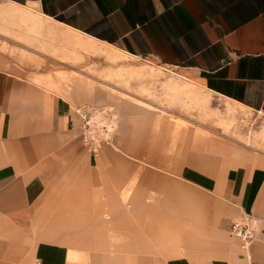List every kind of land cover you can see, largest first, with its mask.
Segmentation results:
<instances>
[{"label": "crops", "instance_id": "obj_1", "mask_svg": "<svg viewBox=\"0 0 264 264\" xmlns=\"http://www.w3.org/2000/svg\"><path fill=\"white\" fill-rule=\"evenodd\" d=\"M6 1L30 17L46 16L130 57L168 66L224 100L264 115V0ZM25 89V83L0 70V264H68L70 244L80 241L88 245L89 263L264 264L260 167L229 168L221 179L189 166L178 170L177 178L186 183L167 180L171 206L178 211L180 193L172 184L186 187L193 196L181 195L198 202L197 218L190 225L167 224L168 233L152 232L147 239L149 220L131 229L127 221L119 228L112 218L127 211L130 219L131 202L116 210L115 184L124 187L130 179L125 169L136 164L128 159L99 163L73 135L75 115L59 98L44 96L54 93L72 105L67 94L46 87L41 98H25ZM116 165L123 167L121 176L108 173ZM129 194L122 192L121 201ZM247 207L259 216L248 259L241 246L236 253L214 239L223 216ZM136 230L138 238L132 239Z\"/></svg>", "mask_w": 264, "mask_h": 264}, {"label": "rangeland", "instance_id": "obj_2", "mask_svg": "<svg viewBox=\"0 0 264 264\" xmlns=\"http://www.w3.org/2000/svg\"><path fill=\"white\" fill-rule=\"evenodd\" d=\"M90 38L46 16L30 17L0 0V70L25 83V98H41L43 88L48 87L67 94L72 105L54 93L44 92V96L59 98L73 115L82 105L102 106L109 111V119H102L97 129L101 138L99 127L110 125L108 139L99 140L93 157L99 163L128 159L137 165L125 169L130 179L124 187L115 184L116 210L118 205L126 208L132 203L130 219L127 211L112 217L119 228L127 221L131 229H138V223L149 220L148 239L152 232L168 233L167 224L190 225L196 220L199 204L182 196H193L186 187L172 184L180 193L178 211L171 206V184L167 180L186 183L177 175L187 166L217 179L237 166H258L264 172L263 114L224 100L168 66L130 57ZM75 118L73 135L88 152L90 148L84 145ZM107 169L115 177L123 174L121 166ZM127 191L131 198L122 202L120 195ZM246 212L259 220L249 207ZM240 213L223 216L219 235L214 237L221 248L236 253L241 249L238 238L231 234L230 223ZM131 233L132 239L138 238L137 230ZM80 243L76 247L70 244L68 264H97L87 262L88 245Z\"/></svg>", "mask_w": 264, "mask_h": 264}, {"label": "built area", "instance_id": "obj_3", "mask_svg": "<svg viewBox=\"0 0 264 264\" xmlns=\"http://www.w3.org/2000/svg\"><path fill=\"white\" fill-rule=\"evenodd\" d=\"M74 113L78 118L84 145L89 146L90 151L95 153L99 140L108 139L110 125L107 126L105 123L99 127L102 134L101 138L97 129L102 119H109V111L102 106L82 105L76 108ZM230 230L231 234L240 241L244 256L248 259L247 250L249 245L259 232L257 219L251 213L242 211L239 218L231 221Z\"/></svg>", "mask_w": 264, "mask_h": 264}, {"label": "bare ground", "instance_id": "obj_4", "mask_svg": "<svg viewBox=\"0 0 264 264\" xmlns=\"http://www.w3.org/2000/svg\"><path fill=\"white\" fill-rule=\"evenodd\" d=\"M249 254V253H248Z\"/></svg>", "mask_w": 264, "mask_h": 264}]
</instances>
